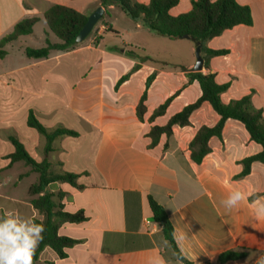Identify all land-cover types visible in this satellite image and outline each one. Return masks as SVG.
Masks as SVG:
<instances>
[{
    "label": "crops",
    "instance_id": "crops-1",
    "mask_svg": "<svg viewBox=\"0 0 264 264\" xmlns=\"http://www.w3.org/2000/svg\"><path fill=\"white\" fill-rule=\"evenodd\" d=\"M184 1L189 6L187 13L194 0H180V4ZM236 1L251 8L253 26H238L209 41V49H224L230 53L211 59L210 69L202 72L215 75L220 84H231L230 89L221 96L224 104L249 95L253 109L263 110L264 115V30L262 35H249L248 32L256 25L264 29V0ZM79 3L80 0H0V42L23 20L39 18L33 33L15 42L36 36L44 44L46 40L57 43L59 40L56 41L57 37L50 31L44 14L55 5L66 6L83 14ZM113 8L117 7H110L109 10ZM137 24L144 28L141 22ZM38 25H41L39 35L36 34ZM109 31L108 34H117L112 28ZM100 39L95 50L101 59L86 83L91 86L89 92H93L100 102V119L90 122L91 128L85 133L75 130L80 135L73 138L78 142L88 138L90 145L88 149L83 148L74 154L71 147L65 145V156L52 161L51 155L57 149L55 143L60 138L54 143V152L47 156L51 168L58 165L60 173L80 175L78 184L83 186L82 189L55 183L48 187V191L65 194L61 202L64 210L70 213L82 211L87 220L82 224H66L61 228V235L80 241V244L68 250L66 259L60 260L52 250L45 249L36 264H157L161 259L164 264L182 263L166 241L160 225L153 220L148 204L150 197L167 212L174 228L177 247L191 264H221L220 256L228 252L244 253L245 257L224 264H257L260 257L264 256V217L257 218L256 215L258 211L264 210V165L253 164L246 178L236 179V176L243 170L240 162L261 153L262 147L251 140L240 122L228 120L222 138L211 139V153L201 165L195 164L190 157L189 144L199 129L203 126L214 127L220 119L212 107L205 103L193 113L189 126L174 128L167 148L166 140L163 139L158 146L149 149L150 141L146 134L150 125L147 119L140 122L137 118L138 102L127 104L125 97H118L127 90L130 80L117 93L115 91L120 78L129 73L118 78L111 77L107 61L124 63L129 58L127 51L120 47L121 52L118 53L114 50L116 46H106L103 36ZM224 40H229V43L225 45L221 42ZM11 44L6 46V51ZM122 46L129 51H136V55L141 50L130 42H123ZM240 47L244 49L243 58L238 56ZM89 48L54 52L47 59L34 60L22 69L5 64L9 57L7 51L8 55L0 59V94L4 87H8L4 86L6 80L24 75L32 78L34 86L40 88L41 92H46L43 98L33 100L35 104L30 107L36 117L37 112L47 115L51 110H64L70 103L47 93L61 92L57 91L58 87H63L67 81L64 68L75 60L85 61L83 51ZM194 66L192 62L181 70L177 69L179 66L171 69L152 68L156 77L148 92L147 117L166 99L181 92L166 115L152 125H165L169 118L200 97V87L197 83H189L188 78ZM145 84L142 90L137 89L138 101ZM12 87L15 90V86ZM29 93L34 94L33 91ZM112 93L117 94L118 98ZM191 96L190 101H184ZM111 99L116 100L110 105ZM8 140L0 133V171L5 168L4 157L14 151L6 149ZM236 191L242 192L246 199L237 207L227 210L222 201H227ZM2 214L13 221L17 228L23 229V223L26 222L28 234L34 238L36 234L29 232L33 227L32 222L34 219L43 220L32 207L30 197L28 202H21L13 195L7 198L0 195V218Z\"/></svg>",
    "mask_w": 264,
    "mask_h": 264
},
{
    "label": "trees",
    "instance_id": "trees-1",
    "mask_svg": "<svg viewBox=\"0 0 264 264\" xmlns=\"http://www.w3.org/2000/svg\"><path fill=\"white\" fill-rule=\"evenodd\" d=\"M100 7L104 8L106 14L110 7H117L128 15L132 20L141 22L143 26L159 36L169 39H182L184 36L195 38L202 44V56L205 61L204 69H210V61L215 57L227 56L229 50H212L207 47V43L223 35L225 31L232 30L238 26H253L252 10L249 6L240 5L236 0H194L191 10L187 13L173 16L171 11L180 5V0H149L147 4L138 0H98ZM50 31L57 37L59 42L52 43L46 40L44 47L40 49L27 48L25 53L29 59L44 60L54 52H70L78 46L76 39L87 23L88 16L76 10L55 5L44 14ZM40 21L39 18L25 19L17 24L13 32L0 42V59H4L8 53L6 46L17 41L22 36L33 33L34 27ZM146 61L149 58H145ZM155 74L146 80L145 90L136 108V115L140 122L147 119L150 125L146 137L149 139V149L158 146L163 139L167 141L173 135L175 127L184 128L190 125V118L203 104L208 103L214 112L219 116V122L214 127L203 126L194 136L189 144L191 160L201 165L206 157L211 153L210 141L213 138H222V132L228 120L240 122L249 133L253 142L262 147L261 153L245 158L240 162L243 167L241 174L236 179H243L250 175L252 166L255 163L264 165V115L263 110H255L252 107L251 97L245 96L239 100L231 101L229 104L222 102L221 96L226 93L230 83L220 84L213 74H203V72H190L188 74L189 83H197L200 87L201 95L193 103L185 106L180 112L173 115L163 126L152 125L158 119L164 117L172 102L180 95V91L166 99L157 107L149 117L147 100L149 89L155 80ZM130 78V74L120 78L115 90ZM27 127L35 130L46 140V158L38 162L26 150L25 145L15 136H10L9 141L14 151L5 157L8 160L7 168L13 167L17 163H24L34 174L38 175L36 183L28 189V196L32 207L39 212L43 220L34 219L33 226L43 224L44 232L40 233L44 239L35 250L33 264L39 260L45 249L52 250L60 260L68 257V250L80 244L79 240L60 234L63 225H78L87 220L84 212L70 213L64 210L61 203L65 194H53L48 191V187L55 183H65L72 187L82 189L78 184L80 175L62 172L55 173L51 170V163L47 156L54 152V143L62 137L78 138L79 133L75 130L59 127L49 131L38 120L32 110L28 112ZM148 204L154 222L160 225L166 241L169 243L178 260L183 264H191L180 253L174 239V228L165 209L151 197ZM8 217L2 214L0 225L8 222ZM15 231V229H13ZM23 232L20 234L18 243L23 242ZM244 253L228 252L222 254L219 263L224 264L242 260ZM54 264V263H49Z\"/></svg>",
    "mask_w": 264,
    "mask_h": 264
},
{
    "label": "rangeland",
    "instance_id": "rangeland-1",
    "mask_svg": "<svg viewBox=\"0 0 264 264\" xmlns=\"http://www.w3.org/2000/svg\"><path fill=\"white\" fill-rule=\"evenodd\" d=\"M138 1L140 3L149 2V0ZM79 5L82 6L81 10L83 14L88 17L100 8L98 0H80ZM188 9L189 6L187 1H184L178 7L174 8L171 14L173 16H178L179 14L185 13ZM111 28L117 33L116 35L108 34ZM263 30V28L256 25L254 29H248V32L249 35H262ZM36 32H38L36 33L38 35L41 33V25L37 26ZM100 32L101 35H99ZM101 36H103L106 46H116L114 50L118 53L121 52L120 47L125 48L127 51L126 54L129 56L128 61L124 63L115 60H107L109 69L112 72L111 77L113 75L118 78L120 75L130 74V78L128 79L130 83L127 90L123 95L118 96L125 97L127 104H132L134 102L139 103L137 100V89L142 90L146 78L155 74L152 68L171 69L175 66H179L177 69L181 70L183 67H186L188 63L194 62L196 64V45L193 41L183 38L169 39L159 36L145 27H140L136 21L132 20L119 8L110 9L107 14L105 12L104 17L97 23L89 37L73 49L90 47L91 49L89 48L83 51L84 55H86L85 61L81 62L80 60H75L69 67L64 68L67 72V81L64 80L66 83L63 84V87H58L57 91L61 92L47 93L62 97L70 104L62 111L61 109L51 110V113L47 115L39 114V112H37L38 110L36 111L38 113V120L49 131H53L59 127H70L85 133L91 128L90 122H95L100 119V102L96 99L93 92H89L91 86H87L86 83L89 82L88 80L93 76L92 71L101 59L100 56H97L95 50L99 46ZM54 38L56 37L54 36ZM123 42H130L133 45H138L141 48L138 52L139 55H136V51H129L128 48L122 46ZM221 42L227 45L229 40ZM44 46L45 44L42 42V39L36 36L27 37L19 42H15L11 44V47L7 48L9 57L5 64L15 69L25 68L34 61V59H29L26 56V49H40ZM243 52L244 49L240 47V53H238L240 58L244 57L245 53L243 54ZM145 58H149V60L146 61ZM143 65L148 67V69L144 68ZM114 67H117V69L115 70ZM32 68H44V66H32ZM174 69L176 70V68ZM7 85L8 87H4L0 94V122H3L0 124V133H3L6 139L10 136L17 137L23 142L30 155L40 162L46 157V140L35 130L27 127V118L28 111L31 109L30 107L35 104L33 100L46 96V92H41L40 88L34 86L32 78L24 75L15 79L10 78L8 81L6 80L4 86ZM67 85L68 87H66ZM12 86H15V90L17 91L13 90ZM29 91H33L34 94L31 95ZM112 96L117 97V94L114 95V93H112ZM191 99L192 96L184 99V101H190ZM115 100L116 99H111L110 105ZM82 106L86 107L84 108ZM65 145L71 147L74 154L83 148L88 149L90 141L88 138H84L78 142L73 138L62 137L55 143L57 149L51 155L52 161H56L65 156ZM34 146L36 149L33 150L32 147ZM6 149L13 150V146L10 144L9 140L8 143L6 142ZM8 163V160L4 157L5 168L0 171V195L6 198L7 196L13 195L15 199H19L21 202H28V189L32 184L37 182L38 175L34 174L24 163H17L13 165V167L7 168ZM51 170L55 173L61 172V168L58 165H54ZM26 225V222L23 223V234H28Z\"/></svg>",
    "mask_w": 264,
    "mask_h": 264
},
{
    "label": "clouds",
    "instance_id": "clouds-1",
    "mask_svg": "<svg viewBox=\"0 0 264 264\" xmlns=\"http://www.w3.org/2000/svg\"><path fill=\"white\" fill-rule=\"evenodd\" d=\"M246 196L236 191L227 201L222 204L227 210L237 207L240 202L244 201ZM257 218L264 217V210L256 213ZM15 229V231H13ZM44 225H34L29 232L35 233L36 237L25 233L23 242L18 243L22 228H17L13 221H8L4 225H0V264H33L35 250L43 241L44 237L40 233L44 232ZM157 264H164L163 260L157 261ZM257 264H264V256H261Z\"/></svg>",
    "mask_w": 264,
    "mask_h": 264
},
{
    "label": "water",
    "instance_id": "water-1",
    "mask_svg": "<svg viewBox=\"0 0 264 264\" xmlns=\"http://www.w3.org/2000/svg\"><path fill=\"white\" fill-rule=\"evenodd\" d=\"M104 15L105 10L104 8L100 7L96 12H94L91 16L88 17L87 23L85 24L84 28L81 30L76 39V42L78 44L83 43L89 37L97 23L104 17ZM183 39H188L195 43L196 64L193 68V72H202L204 70L205 63L202 56V44L193 37L184 36Z\"/></svg>",
    "mask_w": 264,
    "mask_h": 264
}]
</instances>
